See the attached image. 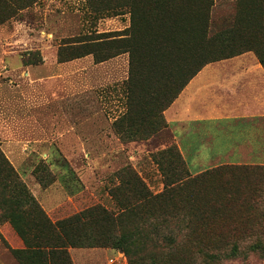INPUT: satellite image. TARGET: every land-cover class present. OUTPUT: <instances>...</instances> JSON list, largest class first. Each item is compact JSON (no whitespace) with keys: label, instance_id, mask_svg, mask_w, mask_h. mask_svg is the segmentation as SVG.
Returning <instances> with one entry per match:
<instances>
[{"label":"rangeland","instance_id":"obj_1","mask_svg":"<svg viewBox=\"0 0 264 264\" xmlns=\"http://www.w3.org/2000/svg\"><path fill=\"white\" fill-rule=\"evenodd\" d=\"M27 2L31 1L7 0V6L0 2V13L16 12L0 24V153L40 209L35 210L26 198L16 206L12 194L3 192L0 199L6 200L7 206L0 210V240L19 264H52L50 252L59 238L56 225L96 206L118 217L135 198L120 188L123 179H128V169L138 173L153 194L162 193L165 175L155 158L160 160V152L178 145L168 127L142 141L127 142L116 133L114 118L126 112L123 83L128 79L129 54L115 59L117 65L109 71L118 76L110 83L102 77L108 70L95 67L93 55L64 63L58 60L60 45L65 42L125 30L128 14L99 19L91 13L89 0H39L24 7ZM240 2L214 0L211 16L215 30L235 25ZM38 50L44 62L24 64L27 54ZM70 56L72 53H65L62 58ZM121 93L123 108L116 99ZM103 95L108 96L107 101L102 100ZM43 165L55 180L46 188L38 179L45 176L40 171ZM198 168L194 163L189 165L191 172ZM214 186L215 190L219 187ZM253 207L250 210L234 200L224 211L208 214V228L202 230L191 229L195 218H187V213L180 211L179 224L176 221L164 232L173 236L176 244L149 249L145 257L156 256L162 264H183L190 256L203 262L196 254L200 249L225 241L229 248L238 243L242 253L221 264H264V253L250 249L256 240L264 241V209L258 204ZM10 213L21 217H9ZM126 221L123 232L141 240L142 224ZM67 251L73 264H130L121 250ZM104 251H110L107 258L99 255ZM19 252L22 259L16 255ZM35 252L44 255L30 261Z\"/></svg>","mask_w":264,"mask_h":264},{"label":"trees","instance_id":"obj_2","mask_svg":"<svg viewBox=\"0 0 264 264\" xmlns=\"http://www.w3.org/2000/svg\"><path fill=\"white\" fill-rule=\"evenodd\" d=\"M0 2L7 6V0ZM213 6L214 0H89L94 16L100 19L128 14L130 26L123 31L91 34L65 42L60 45L58 60L71 62L93 55L99 64L129 54V76L123 83L126 112L114 123L115 131L127 142L148 140L168 127L164 112L208 64L253 52L264 65V0H241L235 25L221 31L215 30L212 22ZM7 14L0 13V24L16 12ZM64 52L72 56L63 59ZM27 56L24 64L44 62L39 50ZM159 155L161 159L155 160L165 175L164 191L153 194L140 175L128 169L125 171L128 179H123L120 188L132 193L134 201L118 217L96 206L61 221L55 227L59 238L54 240L56 245L50 252L52 264H73L68 248H111L123 251L130 264H162L156 256L146 258L145 252L176 244L173 236L164 232L176 221L179 224L180 211H185L187 218H195L191 229L202 230L208 228V214L224 211L234 200L248 205L250 210L257 204L264 209V167H221L193 176L179 147L171 146ZM41 170L45 176L38 179L46 188L55 180L46 166H41ZM215 184L219 186L216 190ZM6 191L12 194L16 206L26 198L35 210L40 209L0 153V196ZM2 206H7L3 198L0 210ZM9 217L21 215L10 213ZM128 219L142 224L141 240L123 232ZM218 244H206L196 253L203 262L190 256L183 264H221L242 253L238 243L230 248L225 241ZM250 249L253 253H264V241L256 240ZM21 254L16 253L20 259ZM38 255L44 253L35 252L29 256L30 261Z\"/></svg>","mask_w":264,"mask_h":264},{"label":"crops","instance_id":"obj_3","mask_svg":"<svg viewBox=\"0 0 264 264\" xmlns=\"http://www.w3.org/2000/svg\"><path fill=\"white\" fill-rule=\"evenodd\" d=\"M128 22L130 26V15ZM116 58L94 62L95 67L108 70L102 75L108 83L118 76L109 71L117 65ZM72 63L76 68V62ZM108 96L103 95L102 100L107 101ZM122 98V93L116 98L121 107ZM164 117L188 167L199 165L196 171H190L193 176L226 166L264 167V65L253 52L208 64ZM118 119L115 116L114 122ZM109 252L99 255L107 258ZM0 264H19L2 240Z\"/></svg>","mask_w":264,"mask_h":264}]
</instances>
